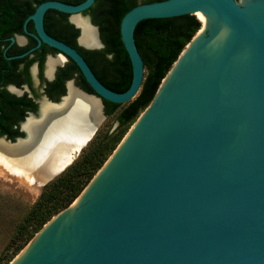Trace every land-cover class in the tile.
Here are the masks:
<instances>
[{"label": "water", "instance_id": "95a60500", "mask_svg": "<svg viewBox=\"0 0 264 264\" xmlns=\"http://www.w3.org/2000/svg\"><path fill=\"white\" fill-rule=\"evenodd\" d=\"M94 2H43L24 30L31 21L38 46L74 62L94 94L75 89L99 101L103 121L102 100L126 104L140 91L144 63L134 40L140 22L197 14L206 25L78 198L11 264H264V0L135 6L120 22L132 68L124 93L107 89L78 51L44 29L49 10L72 23L78 17L95 29L98 46L81 45L82 30L73 23L78 45L103 49L97 27L82 15ZM25 135L0 141L14 146Z\"/></svg>", "mask_w": 264, "mask_h": 264}, {"label": "trees", "instance_id": "16d2710c", "mask_svg": "<svg viewBox=\"0 0 264 264\" xmlns=\"http://www.w3.org/2000/svg\"><path fill=\"white\" fill-rule=\"evenodd\" d=\"M47 1H59L67 5H79L85 0H0V8L6 9L0 18V32L9 30V25L18 22L11 18L13 9H20V26L32 15L37 6ZM165 0H95L84 15L91 18L99 30L103 49L87 51L76 43L79 31L67 25L65 31L56 27H45L46 33L72 48L85 59L90 69L107 89L124 93L132 81V68L120 36V22L123 16L139 4ZM238 1V0H237ZM51 12H46L48 15ZM66 16L63 13H60ZM14 16V15H13ZM28 27H32L29 22ZM202 23L196 16H182L170 19H152L140 22L134 31V40L144 63V77L136 97L126 104H114L102 100L106 117H114L117 123L115 133H107L84 159L73 162L65 171L47 183L26 212L4 251L0 264H9L55 215L68 208L80 195L109 155L116 149L124 135L138 117L147 109L155 94L186 45L201 29ZM34 31V30H33ZM13 32V31H8ZM110 56V58H108ZM72 64V74L77 72L86 93L94 94L78 67ZM10 251V253H9ZM9 253V256L5 258ZM3 261V262H1Z\"/></svg>", "mask_w": 264, "mask_h": 264}, {"label": "flooded vegetation", "instance_id": "af4514ba", "mask_svg": "<svg viewBox=\"0 0 264 264\" xmlns=\"http://www.w3.org/2000/svg\"><path fill=\"white\" fill-rule=\"evenodd\" d=\"M13 11L11 18L20 21V9ZM5 12L6 9L0 8V18ZM82 15L92 24L90 16ZM19 21L10 24L9 30L0 32V138L11 142L26 136L24 125L27 120L40 119L43 104L59 103L67 97L69 85L86 92L80 75L72 74L70 59L59 56L57 51L44 44L38 46L33 37V23L29 21L32 23L30 29L27 23L26 32L25 21L20 29ZM67 25L76 28L69 15L51 12L44 16V29L52 26L65 31ZM76 43L78 45L77 40ZM59 57L62 62L47 75V63Z\"/></svg>", "mask_w": 264, "mask_h": 264}, {"label": "bare ground", "instance_id": "6f19581e", "mask_svg": "<svg viewBox=\"0 0 264 264\" xmlns=\"http://www.w3.org/2000/svg\"><path fill=\"white\" fill-rule=\"evenodd\" d=\"M196 17L199 19L197 14ZM72 21L82 30L80 44L87 48L97 47L95 29L78 17ZM199 21L203 28L206 22ZM61 62L60 57L49 60L47 75ZM27 121L23 127L26 139L14 146H4L0 141V165L21 179L43 184L71 164L80 149L91 140L97 127L102 125L103 118L98 100L69 85L68 95L60 104H43L40 119ZM133 127L134 124L128 133Z\"/></svg>", "mask_w": 264, "mask_h": 264}, {"label": "rangeland", "instance_id": "374dc122", "mask_svg": "<svg viewBox=\"0 0 264 264\" xmlns=\"http://www.w3.org/2000/svg\"><path fill=\"white\" fill-rule=\"evenodd\" d=\"M238 1L240 2L241 0ZM116 125L117 124L113 116L106 117L102 125L97 130L96 134L91 138L88 144L81 150V152L77 155V157L74 158L73 162L80 159L81 160L84 159V157L89 152H91L94 149V147L100 142V140L104 137L105 134L115 133ZM127 133L124 135V137L127 135ZM124 137L122 138V140L124 139ZM121 141L119 142V144L121 143ZM113 152L109 155L107 160L110 158ZM106 161L104 162V164L106 163ZM5 169L6 168H3L0 165V259L3 256L4 251L10 246L11 239L16 234L17 227L22 222L23 218L26 215V212L28 211L30 206L37 200V198L39 197L42 191V188L49 182L48 181L43 184H38L34 181L29 182L24 178L21 179V177L14 175L13 173ZM35 236L36 234L34 235V237ZM25 247L23 249H25ZM9 253L5 258L9 256ZM14 259L9 264H11L14 261Z\"/></svg>", "mask_w": 264, "mask_h": 264}]
</instances>
